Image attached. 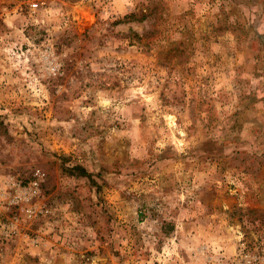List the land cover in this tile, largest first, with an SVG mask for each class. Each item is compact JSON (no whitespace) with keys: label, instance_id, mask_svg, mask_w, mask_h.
I'll return each instance as SVG.
<instances>
[{"label":"rangeland","instance_id":"obj_1","mask_svg":"<svg viewBox=\"0 0 264 264\" xmlns=\"http://www.w3.org/2000/svg\"><path fill=\"white\" fill-rule=\"evenodd\" d=\"M0 264H264V0H0Z\"/></svg>","mask_w":264,"mask_h":264},{"label":"built area","instance_id":"obj_2","mask_svg":"<svg viewBox=\"0 0 264 264\" xmlns=\"http://www.w3.org/2000/svg\"><path fill=\"white\" fill-rule=\"evenodd\" d=\"M6 229H3V234L6 238L10 237L12 230L10 229V227H5Z\"/></svg>","mask_w":264,"mask_h":264}]
</instances>
